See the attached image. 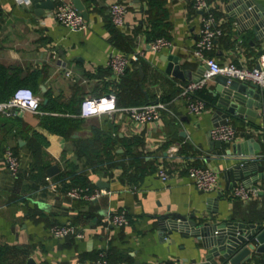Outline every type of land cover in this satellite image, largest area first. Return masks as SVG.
Segmentation results:
<instances>
[{
    "label": "crops",
    "instance_id": "1",
    "mask_svg": "<svg viewBox=\"0 0 264 264\" xmlns=\"http://www.w3.org/2000/svg\"><path fill=\"white\" fill-rule=\"evenodd\" d=\"M50 1L51 9L39 7L36 14L32 0H0V88H28L40 98L36 113L0 115V155L10 147L19 160L15 177L0 168V264H84L100 248L107 264H201L206 249L199 240L177 234L163 238L150 216H198L215 207L216 221H264V179L256 184V195L243 202L228 196L231 177L221 178L224 170L241 161L242 156L225 154L231 144L252 139L258 147L253 155H264V94L259 92L257 107L249 110L251 121L228 118L236 136L215 150L208 136L212 110L206 105L199 115L186 114L185 99L178 96V86L185 81L164 73L169 55L177 56L185 64L181 68L192 73L200 66L190 56L199 24L189 0H80L87 18L86 27L79 30L56 24L57 0ZM112 1L126 7L118 31L108 22ZM207 1L222 29L211 56L220 64L254 65L264 32L254 34L245 28L246 20L236 21L229 0ZM255 1L264 8V0ZM153 20L166 23L170 44L155 52L145 49ZM134 48H144L142 58L113 82L106 68L109 53ZM65 70L69 76H64ZM213 86L212 79H206L195 96L200 94L205 104L214 101ZM108 93L117 107L163 104L158 123L137 124L119 111L78 116L80 101ZM187 157H196V164L217 173L216 191L204 193L192 186L183 170ZM70 167L89 188L105 183L107 193L90 202L66 197L58 190L62 181L57 177ZM157 170L166 173L165 181L158 179ZM46 183H56L55 190L43 188ZM218 193L221 199L215 206L205 202ZM118 210L130 217L129 224L107 225V214ZM65 223L83 229L84 237L56 240L48 235L50 225ZM252 244L242 264H264V250L257 252V243Z\"/></svg>",
    "mask_w": 264,
    "mask_h": 264
},
{
    "label": "built area",
    "instance_id": "2",
    "mask_svg": "<svg viewBox=\"0 0 264 264\" xmlns=\"http://www.w3.org/2000/svg\"><path fill=\"white\" fill-rule=\"evenodd\" d=\"M17 3L26 2V0H15ZM191 8L198 12V32L194 44L190 50V56L200 65H205L206 70L200 80L195 83H183L178 86V96L185 99V112L189 115H199L205 109V102L195 96L200 90L206 79L215 75H221L229 80L237 82L252 83L257 86L260 93L264 94V42L256 56L255 64L249 67L237 65L232 62L217 63L211 56L214 40L222 35L220 23L214 14V10L207 0H189ZM126 13V7L112 1L107 6V17L110 25L120 30L123 26V19ZM53 19L56 24L68 28L69 30H79L86 27V23L80 14L68 2L57 0L53 6ZM170 44L164 37H156L146 43L145 49L150 51H159ZM144 48H134L128 53L111 52L106 61V68L109 71L113 82L120 79L130 64L137 63L143 56ZM52 58L55 54L50 53ZM64 76H69L70 71L65 70ZM40 98L28 88H15L10 96L0 102V115L9 117L16 113L28 111L38 112ZM163 109L161 103H144L140 105H130L117 107L112 93L101 95L94 98H85L79 103L78 116L88 117L119 111L123 113L130 121L137 124H157L160 119V111ZM209 139L218 141L220 144H230L233 142L236 131L234 127L226 123L220 126L211 127L208 130ZM198 159V157H197ZM196 157H187L184 159V173L192 186L201 192L210 193L217 190L219 182L218 175L212 169L195 163ZM241 161H264L263 156H242ZM3 167L6 172L15 177L19 170V160L17 155L10 147H5L0 155V168ZM156 175L160 181H165L166 173L163 170H157ZM57 183V182H56ZM56 183H46L43 188L55 190ZM107 192L103 189H94L81 186L68 187L63 194L72 200H82L86 202L93 201ZM256 195L255 189H250L243 183H235L230 189L228 196L232 199H238L247 202ZM130 217L124 210H118L109 213L106 216V224L114 227H123L129 224ZM48 235L56 240L61 239H82L84 230L75 227L71 223L53 224L47 228ZM84 264H107L106 252L103 248L98 249L93 259ZM166 264H197L195 262L187 263H166Z\"/></svg>",
    "mask_w": 264,
    "mask_h": 264
},
{
    "label": "water",
    "instance_id": "3",
    "mask_svg": "<svg viewBox=\"0 0 264 264\" xmlns=\"http://www.w3.org/2000/svg\"><path fill=\"white\" fill-rule=\"evenodd\" d=\"M35 8L34 13L38 14L36 8L51 9L50 0H32ZM229 8H234L232 17L236 21L246 20L245 28H250L256 34L258 30L264 32V8L255 0H229ZM72 7L81 15L87 18V12L80 0H70ZM164 73L171 75L177 80L185 83H195L200 80L206 70L205 65H200L195 73L182 69L185 64L179 62L177 56L169 55L166 57ZM135 69L140 74V67ZM214 86L210 91L214 101L206 102L212 110L211 125L220 126L227 123L228 118L251 121L248 117L252 107H257L259 100V90L256 85L246 82L229 80L221 75L211 77ZM42 90V88H41ZM45 101V100H44ZM43 101V102H44ZM151 103V102H150ZM156 103V101L152 102ZM252 142V143H251ZM212 148L218 150L220 142L212 141ZM248 147V151L245 150ZM258 149L252 139L231 144L225 151L226 155L251 156L253 151ZM264 165L256 161H237L221 174L222 179L231 177V187L238 180H245L243 184L250 189H255L256 184L264 179L261 172ZM255 174L254 177H251ZM99 189L106 188L105 183H97ZM221 199L219 193L214 198L206 199L207 204L215 206ZM216 213L213 209H206L205 214L195 216L193 214H179L175 212H165L151 215L155 230L163 238L169 239L172 234L181 237H193L200 241L202 247L206 249L203 263L201 264H242L249 259V251L253 250L252 241L257 243L255 251L264 250V221L258 223L233 221V220H214Z\"/></svg>",
    "mask_w": 264,
    "mask_h": 264
},
{
    "label": "trees",
    "instance_id": "4",
    "mask_svg": "<svg viewBox=\"0 0 264 264\" xmlns=\"http://www.w3.org/2000/svg\"><path fill=\"white\" fill-rule=\"evenodd\" d=\"M109 25H110V23H109ZM165 26H166V23L158 24L156 20L151 21L150 22V29H149V31H146L147 35L151 36V38H149L148 40L150 41V40H152V39H154L156 37H164V38H166L165 33H164ZM114 30L115 31H118L116 29H114ZM14 89L15 88H11V89H9V88H0V102L6 100L10 96L11 92ZM198 94H199V92L197 93V96H198ZM197 98H199V99L202 100V98L200 97V94H199V96ZM132 105H139V104L138 103H135V104H132ZM128 106H130V105H128ZM47 128L49 130H51V131L61 132V134L63 133V130H57V128H54V127H49L48 126ZM127 169L125 168L123 170V172H127L126 171ZM63 176L65 178L67 177L68 180L67 181H64L63 180ZM57 179L60 180V181H62L60 183L59 187H58V190H60L62 192H64L68 187H71V186H81V187H87V188H89L86 185L84 178L81 175H78L77 173H75L74 170L71 167L69 168L68 171H66L64 173H60L58 175Z\"/></svg>",
    "mask_w": 264,
    "mask_h": 264
}]
</instances>
